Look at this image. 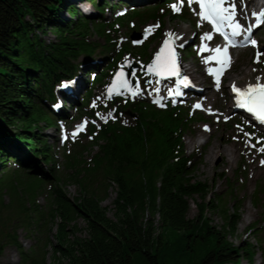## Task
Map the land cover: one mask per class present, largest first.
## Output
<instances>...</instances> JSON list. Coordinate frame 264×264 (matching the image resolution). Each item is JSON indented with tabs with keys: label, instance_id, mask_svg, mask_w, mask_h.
<instances>
[{
	"label": "trees",
	"instance_id": "16d2710c",
	"mask_svg": "<svg viewBox=\"0 0 264 264\" xmlns=\"http://www.w3.org/2000/svg\"><path fill=\"white\" fill-rule=\"evenodd\" d=\"M72 1L0 0V168L10 157L17 168L39 178L41 183H49L53 201L50 216L53 222L57 220L54 232L40 244L38 239L29 251L14 239L9 240L18 251L19 264H46L48 249L54 258L59 254L67 264H238L241 257L253 264L257 251L252 241L237 245L228 240L240 219V206H229V200H234L232 190L224 198L209 196L212 188L193 177L192 159L196 154L186 152L183 138L193 131L197 115L192 117L183 107H159L145 98L118 96L113 102H105L114 104V117L90 125L84 134L91 136L90 141L99 149L91 156V166L76 171L75 177L83 178L85 170L91 169L115 184L114 219L100 206L104 196L98 197L86 185L90 178L79 184L77 196L68 197L62 191L52 147L40 130L57 125V114H52L50 107L56 102L59 83L79 73L83 63L77 61L80 55L88 57L98 49L94 42L86 40L89 18ZM79 1L89 2L97 12L98 33L113 29L119 18L124 19L116 16L114 21L106 22L103 16L107 9L125 4L124 0ZM149 3L154 4L150 13L135 10L129 15L190 19L185 9L175 14L165 8L169 0ZM48 31L54 35L51 40L45 37ZM110 42L108 39L107 44ZM109 49L104 46L99 56L108 58ZM129 50L124 46L119 55L132 51ZM88 72L96 81L101 80L96 67ZM126 111L135 114L129 122L119 117ZM61 114L66 112L59 111ZM17 141L33 150L44 165H50V172L29 160ZM13 144L20 151L10 148ZM4 170L5 167L0 172L3 205L2 192L8 188L3 181L7 173ZM28 190L23 187L22 194L31 197L37 192L36 188L30 193ZM254 194L252 202L257 206L258 195H264V184L257 185ZM193 197L198 214L191 217L189 198ZM35 205L33 210H37L41 221L43 213ZM209 212L218 213L222 224L213 225ZM79 219L84 221V236L78 233ZM3 245L0 242V254Z\"/></svg>",
	"mask_w": 264,
	"mask_h": 264
},
{
	"label": "rangeland",
	"instance_id": "374dc122",
	"mask_svg": "<svg viewBox=\"0 0 264 264\" xmlns=\"http://www.w3.org/2000/svg\"><path fill=\"white\" fill-rule=\"evenodd\" d=\"M230 4L236 5L235 14L241 19L245 16L249 20L252 16L251 12L247 10L251 7V2L254 0H228ZM256 1V0H255ZM112 3H118V0H110ZM152 0H140V1H125V4L118 5L115 8L107 9L103 15L106 22H112L117 15L124 16V19L119 18L116 21V26L113 29H106L102 33L96 31V18L97 12L89 14L88 12L93 9L92 5L87 2H81L79 0L72 1L76 5L82 14L87 15L89 18V33L86 35V40L94 42L97 51L95 54H91L88 57L80 55L77 58L78 62H83L80 65V71L77 75L84 80V89L78 93L75 99L71 102H62L65 105L66 114L56 116L57 125L50 128H43L40 133L44 135L48 144L51 145L53 155L55 156V167L57 173L61 178L62 191L68 196L73 197L79 194V184L85 183L90 178L88 185L91 190L98 197H103L100 200V206L105 207L108 217L114 219V211L112 205V199L115 196V184L110 180L104 178L101 174L93 172L91 169L85 170V176L83 178L75 177L77 172H81L84 166H91V156L98 151V146L91 142V136H84L87 134L88 128L93 123H98L102 119H108L114 117V104L109 106L105 102H113L105 95V87L110 81V74L113 70L121 65L122 60L131 59L139 65L143 66L145 61H150L158 50L160 44L167 38L171 40L172 56L176 58V54L180 56L181 61L185 60L187 63H191L193 66V74H187L190 78L196 77L200 81L199 88L205 89L209 92L207 94L197 93L189 94L187 99L175 98L176 80L172 78L158 80L156 77L146 74L142 69L136 68L134 77L137 79V94L131 96L133 100L139 98H145L154 101L157 105L162 106L163 103H174L177 106L183 107L188 110L189 114L194 117L197 115V121H194L193 131H188L184 138L183 143L187 153L195 152V158L193 162V177L197 180L205 182L212 188L209 196L215 194L224 198L225 194L232 190L233 198L229 200V206L234 204L240 206V219L235 226L234 232L228 236V240L233 244H245L247 242H253L256 245L257 253L254 256L253 264H264V195H258L257 206L252 202V199H256L254 194L256 186L264 184V127L263 124L254 119L253 123L250 113H239L237 118L229 119L232 111L230 105H232V98L235 94L228 95L226 90L222 88V83L228 82V79L213 80L209 77H203L200 68V52L208 46L214 49H220L218 42L216 45L208 42L209 33L205 32V27L202 21L196 14L195 6L188 4L187 0H184L183 4H178L179 11H173L172 4L178 3V0H169L167 6L171 12L175 14L180 13L182 10H187L190 19L180 21L173 19L172 17L152 18L148 15H129L135 10H139L141 14H147L154 10L152 7L154 4L149 3ZM165 7V8H167ZM256 11V8H253ZM122 13H124L122 15ZM62 14V13H61ZM254 15V14H253ZM180 28L185 31L183 38L175 40L173 38L174 31ZM133 32L143 33L141 40L132 41L130 35ZM169 34H172L171 36ZM156 36V37H155ZM259 39V44L256 48L247 47L248 49L241 48L240 51H235L230 54L231 59L228 61L231 66L228 74L235 75V78H243V82L236 83L237 87L245 83L261 82L264 80V17L261 18L260 24L253 30V35ZM47 40L54 38L52 32L48 31L45 36ZM108 39L111 41L107 44ZM218 41V39H217ZM181 44L184 48L181 49ZM209 44V45H208ZM106 46L107 49L111 47L108 52V58L99 56V50ZM128 47L132 50L129 53L119 55L123 47ZM129 50V51H130ZM244 50V51H242ZM256 51H261L260 62H255L257 56ZM218 52V51H216ZM228 54H226L227 60ZM88 58V60H86ZM85 61V62H84ZM88 64L86 65V62ZM90 63H92L90 65ZM95 63V64H94ZM111 63V64H110ZM110 65V67L108 66ZM96 67V71L100 73L101 80L96 81L93 75L88 71L89 68ZM173 66H171L172 68ZM176 66H174V70ZM255 69V71H254ZM241 71L240 75L236 73ZM97 74V73H96ZM244 74V75H243ZM257 77L261 79L258 81ZM73 78V77H71ZM70 78V79H71ZM150 78L149 84L144 85L142 81ZM70 81V80H68ZM169 82L167 87L162 84ZM65 82V81H64ZM64 82H61L63 84ZM192 82V81H191ZM60 84V86H61ZM167 88V89H166ZM166 89V90H163ZM59 90V89H58ZM61 91V89H60ZM58 92L56 100L58 101ZM114 100V99H113ZM200 100L205 105L203 110H196L193 107V102ZM84 104V105H83ZM92 109V110H89ZM55 110L50 107V112L54 113ZM221 113V114H220ZM124 122L130 121V116L125 113L119 115ZM80 122L85 123V129L77 136L70 134V131ZM257 122H260L257 125ZM43 125V122H40ZM212 129L214 134L212 136L214 142H220L221 137L219 134L224 133L227 137V141H224V146H231L234 149L233 159L230 164L222 161L223 172L221 169L215 170L212 167L213 162L207 160L205 157V150L208 148L209 143L212 141L209 139V134L204 130ZM13 130V128H12ZM11 130V132H12ZM10 131V130H9ZM67 135V140L62 141L61 136ZM15 138L17 136L15 135ZM19 140V139H18ZM20 142V141H19ZM17 141L19 147L21 146ZM239 147H237V143ZM16 143V142H15ZM25 145L23 142H20ZM13 144L10 146L14 151H20ZM26 147V146H25ZM85 147V149H83ZM8 148V150H11ZM20 149H22L20 147ZM26 152V150L22 149ZM12 152V151H11ZM28 158L31 161H35L34 164L40 167V169L49 171L50 165H44L40 161L37 155L28 153ZM34 154V153H33ZM6 163L0 168L7 172L4 176V183L7 185V189L2 192V199L4 202L0 203V242L3 241V248L0 254V264H19L20 258L17 249L12 242L11 238L20 244L23 250L29 251L33 245L43 242L46 236H50L55 230V221L51 220L50 207L53 204L52 198L49 195V183H41L37 177L30 176L24 169L17 168L18 164L10 160L7 157ZM218 161V160H217ZM242 163L240 170L238 171V165ZM89 164V166H88ZM43 167V168H41ZM24 168H28L24 166ZM258 169V174L255 176L252 171ZM9 187H12L10 189ZM23 187L29 188L28 193L36 188L37 192L33 196L29 194H22ZM11 190L13 193H11ZM20 195V196H19ZM22 195V196H21ZM200 200L199 197H196ZM195 198H189V213L188 215L193 217L198 214V208L194 204ZM36 204V205H35ZM34 205L40 209L43 213L41 221H38V212L33 210ZM27 208V209H24ZM249 209L252 215L247 221L242 220ZM207 216L211 219L213 225L222 224V220L218 213H207ZM40 222V223H39ZM156 226L159 223L156 218ZM255 226L256 229H252ZM78 233L81 236L85 235L84 221L79 219L77 222ZM50 232V234H49ZM262 240V244L260 243ZM46 264H67L65 259L59 254H56L55 258L52 256V250L48 249L45 254ZM238 264H250L246 258L241 257Z\"/></svg>",
	"mask_w": 264,
	"mask_h": 264
},
{
	"label": "bare ground",
	"instance_id": "6f19581e",
	"mask_svg": "<svg viewBox=\"0 0 264 264\" xmlns=\"http://www.w3.org/2000/svg\"><path fill=\"white\" fill-rule=\"evenodd\" d=\"M132 1H140V0H132ZM259 3H262L263 12H262V14L261 13L260 14H254L253 19H254V17L256 18V16H259V17L256 18V22L253 24V27H252L253 30L258 26V24H260L261 18L264 17V0H258V2H256V3H255V1H252L251 7L247 10V12L253 11L252 9L257 8ZM95 12L96 11L93 8L88 13L94 14ZM242 18L244 19L243 25L247 26L245 16H242ZM184 35H185V31L181 30L180 28H177L173 33V38L175 40H177V39L183 38ZM223 54L224 53L218 54V52L214 51V49L211 47H208V46L204 47L201 50L200 55H199L200 58L202 59L200 62L201 74L203 77H209L213 80H219V79H226L227 78L228 82L222 83V88H224V90H226V93L228 95H231V93L236 94L232 90L233 85L236 86L237 82L242 83L244 79L243 78L237 79V78H235V75L228 74L231 66L229 65L227 60L223 59ZM181 62H182V64H180L181 71L183 73H186V74H190V75L193 74L194 69H193V66L191 65V63H187L185 60H183ZM242 71L243 70H241V71L239 70L236 74L240 75ZM192 83H194V85L196 87H199L198 83H200V82L198 81V78L193 77ZM256 83L264 84V80H262L261 82L245 83V84L241 85L239 88L245 89L247 87V85L256 84ZM168 84H169V82L167 81V82H164L162 85L164 87H167ZM83 89H84V80L80 76H76L74 78L73 82L71 83L69 97L75 98L76 95L78 93H80ZM166 89H163V90H166ZM200 91H201V93H204V94H207V92H209L203 88ZM236 98H237V96L235 97L232 105H230V106H232L231 109L234 113L232 115H230L229 119L238 117L239 108H238L237 103H236ZM61 109L64 110L65 105H63L61 107ZM254 119H256V118L253 116L252 122L256 124ZM259 124H260V122H257V125H259ZM204 131H205V133L209 134V139L207 140V142H209V140L212 139V141L208 145V148L205 150V157L207 160H211L213 162L212 167H214V169L217 171V170L222 168V166H223L222 161H224V163H226V164L231 163V160L233 159V155H234V149L231 146H228V147L224 146L223 142L227 141V137L225 136L224 133L219 134V136L221 137L220 142H214V140L212 138L214 131L212 129H208V130H204ZM235 143H237V142H235ZM19 144L22 147H24V145H22V143L19 142ZM237 147H239V143H237ZM220 172H223V169H221ZM252 173H254V175L256 176L258 174V169H256V170L253 169ZM251 215H252V212L249 209H247V212H246V214L242 220L247 221Z\"/></svg>",
	"mask_w": 264,
	"mask_h": 264
},
{
	"label": "snow or ice",
	"instance_id": "6c2138e0",
	"mask_svg": "<svg viewBox=\"0 0 264 264\" xmlns=\"http://www.w3.org/2000/svg\"><path fill=\"white\" fill-rule=\"evenodd\" d=\"M188 4L192 3H198L201 12L200 15L203 19H232L235 16V4H230L228 0H187ZM184 0H178V3H174L171 5L173 8V11H179L180 8L178 7V4H183ZM239 27V25H237ZM170 36L172 34H169ZM233 35H238L237 32H233ZM168 41H165V44H167ZM250 43L252 45H256L255 40H251ZM182 46V45H181ZM163 51V48L161 49ZM216 51H220L219 49H216ZM225 55L227 53V50L225 49ZM260 55L261 53H257V60L255 62H260ZM157 60H160L159 55L157 56ZM227 61H230V57H227ZM171 63L172 68L168 69L171 74H176L174 71V61L170 62L167 59L161 63V66L153 67V71H156L158 74L161 70V67L164 65H167ZM255 71V69H254ZM121 76H123V72L120 73ZM261 78L257 77V80L259 81ZM67 86V85H64ZM233 92L237 94V106L240 108L245 109L247 112L252 114L256 119H258L262 124H264V84L256 83V84H249L245 89H241L239 87H236L233 85L232 88ZM136 94L135 92L133 93ZM199 107V105H197ZM264 151V149H262ZM262 164H264V161H261Z\"/></svg>",
	"mask_w": 264,
	"mask_h": 264
},
{
	"label": "water",
	"instance_id": "95a60500",
	"mask_svg": "<svg viewBox=\"0 0 264 264\" xmlns=\"http://www.w3.org/2000/svg\"><path fill=\"white\" fill-rule=\"evenodd\" d=\"M131 39H140L142 37V33H132ZM168 41L167 44H165V41L161 45L160 49L157 53L153 56L152 60L148 62L143 69L148 74H153L157 76L158 79H168L172 77L173 74H170V65H164L161 67V70L159 74L156 71H153V67L161 66V63L165 61L166 59L170 62L174 61L175 66L178 65L179 62V56L176 55V58L171 57V40L166 39ZM163 48V51L161 49ZM159 55L160 60H157V56ZM140 65L136 62H134L131 59H124L121 63V66L117 67L114 72L112 73V76L110 78L109 83L105 87V94L113 99L118 95L128 94L133 95V93L136 90L137 80L134 78L133 73L135 68H139ZM123 72V76L120 75V73ZM175 77H179L181 75V72L179 70L175 71ZM149 80L144 81L145 84H148ZM127 114L130 116H134V114L127 111Z\"/></svg>",
	"mask_w": 264,
	"mask_h": 264
},
{
	"label": "flooded vegetation",
	"instance_id": "af4514ba",
	"mask_svg": "<svg viewBox=\"0 0 264 264\" xmlns=\"http://www.w3.org/2000/svg\"><path fill=\"white\" fill-rule=\"evenodd\" d=\"M31 154H33V153H35L33 150H31V152H30Z\"/></svg>",
	"mask_w": 264,
	"mask_h": 264
}]
</instances>
